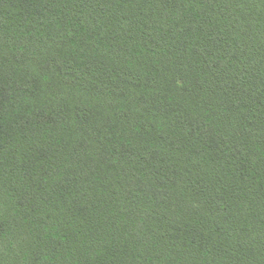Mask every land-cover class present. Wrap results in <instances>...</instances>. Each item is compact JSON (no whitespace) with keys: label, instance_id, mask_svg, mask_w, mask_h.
I'll return each mask as SVG.
<instances>
[{"label":"trees","instance_id":"16d2710c","mask_svg":"<svg viewBox=\"0 0 264 264\" xmlns=\"http://www.w3.org/2000/svg\"><path fill=\"white\" fill-rule=\"evenodd\" d=\"M259 121L264 0H0V264H144L143 127L194 124L193 264H208L207 123Z\"/></svg>","mask_w":264,"mask_h":264},{"label":"rangeland","instance_id":"374dc122","mask_svg":"<svg viewBox=\"0 0 264 264\" xmlns=\"http://www.w3.org/2000/svg\"><path fill=\"white\" fill-rule=\"evenodd\" d=\"M260 124L207 123L208 264H257ZM195 132L143 127L144 264H193Z\"/></svg>","mask_w":264,"mask_h":264}]
</instances>
